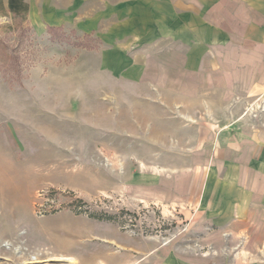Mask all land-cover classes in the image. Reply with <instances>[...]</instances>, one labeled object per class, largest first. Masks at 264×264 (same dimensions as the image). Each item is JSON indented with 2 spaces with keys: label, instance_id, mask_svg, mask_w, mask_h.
Here are the masks:
<instances>
[{
  "label": "rangeland",
  "instance_id": "rangeland-1",
  "mask_svg": "<svg viewBox=\"0 0 264 264\" xmlns=\"http://www.w3.org/2000/svg\"><path fill=\"white\" fill-rule=\"evenodd\" d=\"M2 1L0 214L15 229L0 264H160L199 248L213 134L201 101L106 66L69 25L71 0H24L25 15Z\"/></svg>",
  "mask_w": 264,
  "mask_h": 264
},
{
  "label": "crops",
  "instance_id": "crops-1",
  "mask_svg": "<svg viewBox=\"0 0 264 264\" xmlns=\"http://www.w3.org/2000/svg\"><path fill=\"white\" fill-rule=\"evenodd\" d=\"M66 11L106 66L200 100L195 115L212 118L193 202L210 232L160 264H264V0H71Z\"/></svg>",
  "mask_w": 264,
  "mask_h": 264
},
{
  "label": "trees",
  "instance_id": "trees-1",
  "mask_svg": "<svg viewBox=\"0 0 264 264\" xmlns=\"http://www.w3.org/2000/svg\"><path fill=\"white\" fill-rule=\"evenodd\" d=\"M0 7H3V1L0 0ZM7 8H8V11L10 13H13V14H22V15H25L26 12H27V4L24 2V0H7ZM61 28L60 27H57V26H48L47 27V32L48 33H52V32H56V31H60ZM83 37H86V38H89L90 36L88 35H84ZM56 40L58 41H66L67 38H66V35L64 34V32H61L58 33L57 35H55L54 37ZM94 40L96 41L97 43V46L99 45V41L97 39L94 38Z\"/></svg>",
  "mask_w": 264,
  "mask_h": 264
},
{
  "label": "bare ground",
  "instance_id": "bare-ground-1",
  "mask_svg": "<svg viewBox=\"0 0 264 264\" xmlns=\"http://www.w3.org/2000/svg\"><path fill=\"white\" fill-rule=\"evenodd\" d=\"M9 217V213L5 210H2L0 214V238L10 237L13 233V230L15 229H13L14 224L11 223ZM6 245H8V243H6ZM31 258L36 259L35 256H32ZM69 260L73 261L72 258Z\"/></svg>",
  "mask_w": 264,
  "mask_h": 264
}]
</instances>
